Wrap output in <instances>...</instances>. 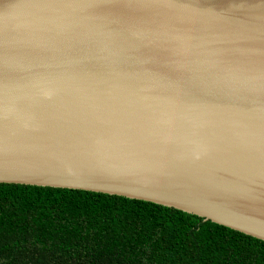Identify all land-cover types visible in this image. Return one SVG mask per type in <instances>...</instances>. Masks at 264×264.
Here are the masks:
<instances>
[{"label":"water","instance_id":"95a60500","mask_svg":"<svg viewBox=\"0 0 264 264\" xmlns=\"http://www.w3.org/2000/svg\"><path fill=\"white\" fill-rule=\"evenodd\" d=\"M0 183L264 240V0H0Z\"/></svg>","mask_w":264,"mask_h":264},{"label":"trees","instance_id":"16d2710c","mask_svg":"<svg viewBox=\"0 0 264 264\" xmlns=\"http://www.w3.org/2000/svg\"><path fill=\"white\" fill-rule=\"evenodd\" d=\"M0 264H264V240L149 201L0 183Z\"/></svg>","mask_w":264,"mask_h":264}]
</instances>
